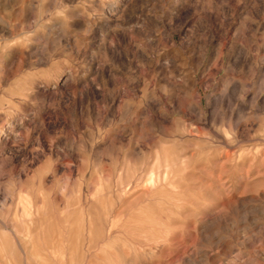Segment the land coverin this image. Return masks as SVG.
Masks as SVG:
<instances>
[{
  "label": "rangeland",
  "instance_id": "rangeland-1",
  "mask_svg": "<svg viewBox=\"0 0 264 264\" xmlns=\"http://www.w3.org/2000/svg\"><path fill=\"white\" fill-rule=\"evenodd\" d=\"M0 264H264V0H0Z\"/></svg>",
  "mask_w": 264,
  "mask_h": 264
}]
</instances>
